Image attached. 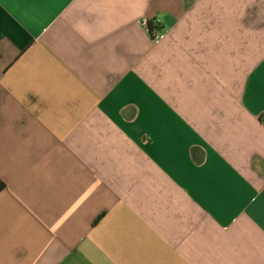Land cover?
<instances>
[{
  "label": "crops",
  "instance_id": "0c3cea01",
  "mask_svg": "<svg viewBox=\"0 0 264 264\" xmlns=\"http://www.w3.org/2000/svg\"><path fill=\"white\" fill-rule=\"evenodd\" d=\"M0 264H264V0H0Z\"/></svg>",
  "mask_w": 264,
  "mask_h": 264
},
{
  "label": "built area",
  "instance_id": "2783aa9c",
  "mask_svg": "<svg viewBox=\"0 0 264 264\" xmlns=\"http://www.w3.org/2000/svg\"><path fill=\"white\" fill-rule=\"evenodd\" d=\"M140 23L141 25H143V27H145L150 39L153 42L159 41L163 36H165L167 32L164 28H152L150 26V21L146 18H142L140 20ZM154 25H156L155 21H154Z\"/></svg>",
  "mask_w": 264,
  "mask_h": 264
}]
</instances>
